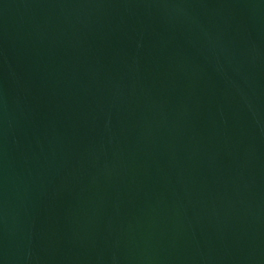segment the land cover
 Instances as JSON below:
<instances>
[{"label": "water", "instance_id": "water-1", "mask_svg": "<svg viewBox=\"0 0 264 264\" xmlns=\"http://www.w3.org/2000/svg\"><path fill=\"white\" fill-rule=\"evenodd\" d=\"M0 264H264V0H0Z\"/></svg>", "mask_w": 264, "mask_h": 264}]
</instances>
